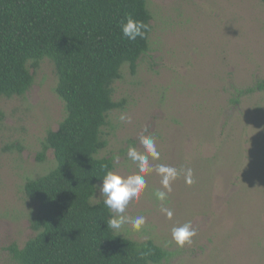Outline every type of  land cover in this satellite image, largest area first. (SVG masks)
<instances>
[{"label":"rangeland","instance_id":"1","mask_svg":"<svg viewBox=\"0 0 264 264\" xmlns=\"http://www.w3.org/2000/svg\"><path fill=\"white\" fill-rule=\"evenodd\" d=\"M148 7L150 48L136 73L124 64L113 84L114 100L125 105L110 112L99 155L112 156L124 175L139 171L127 151H144L141 136H151L160 155L149 157L146 187L124 213L145 224L115 231L169 250L159 264H264V90H250L264 79V0H148ZM28 65L30 89L0 100V264H18L7 247L35 233L38 204L24 185L55 165L51 149L44 162L37 155L66 115L54 62ZM160 164L177 169L171 191ZM103 199L97 189L92 202ZM189 221L196 235L181 247L171 230Z\"/></svg>","mask_w":264,"mask_h":264},{"label":"trees","instance_id":"2","mask_svg":"<svg viewBox=\"0 0 264 264\" xmlns=\"http://www.w3.org/2000/svg\"><path fill=\"white\" fill-rule=\"evenodd\" d=\"M129 15L150 25L146 38L123 36ZM151 20L148 0H0V100L25 94L34 83L29 61L36 68L47 57L66 106L37 155L44 162L51 149L55 165L24 185L38 212L30 220L34 235L7 247L18 264H159L171 256L151 239L108 228L111 213L92 202L97 183L115 168L112 156L99 155L110 112L125 105L114 100L113 84L124 64L136 73L150 48ZM253 89L264 90V79Z\"/></svg>","mask_w":264,"mask_h":264},{"label":"clouds","instance_id":"3","mask_svg":"<svg viewBox=\"0 0 264 264\" xmlns=\"http://www.w3.org/2000/svg\"><path fill=\"white\" fill-rule=\"evenodd\" d=\"M121 31L123 36L128 40L135 41L137 37L144 39L150 31V25L144 21L137 20L131 15L127 16L126 21L122 22ZM130 118L122 114L121 121H128ZM140 143L144 151H139L135 146H129L127 157L136 164L138 168L137 174L124 175L115 170H108L102 177V182L97 185V189L102 196L103 203L111 213L106 221L107 227L120 230L125 225H129L133 230L139 231L145 224V217H131L124 215L126 208L133 202L138 201L146 187L144 174L152 170L149 157L159 159V152L156 147L155 140L151 136H141ZM155 170L162 177L161 183L165 188L171 191V182L177 178V169L163 164L156 166ZM192 172L188 169L186 172V182L192 183ZM157 199L164 201L166 193L157 190L155 193ZM168 216L172 218L173 213L169 209H162ZM172 239L181 247L185 243H191L192 237L196 235L195 229L192 228L191 222H186L182 225L172 228Z\"/></svg>","mask_w":264,"mask_h":264}]
</instances>
